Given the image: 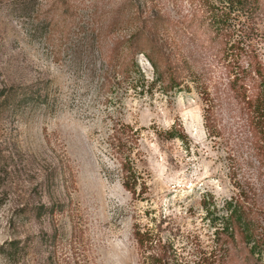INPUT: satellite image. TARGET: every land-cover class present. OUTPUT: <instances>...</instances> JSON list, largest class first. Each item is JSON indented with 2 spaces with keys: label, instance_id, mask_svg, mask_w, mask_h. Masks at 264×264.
Masks as SVG:
<instances>
[{
  "label": "rangeland",
  "instance_id": "374dc122",
  "mask_svg": "<svg viewBox=\"0 0 264 264\" xmlns=\"http://www.w3.org/2000/svg\"><path fill=\"white\" fill-rule=\"evenodd\" d=\"M145 2L0 0V87L42 94L25 110L0 107V264H146L136 227L169 243L180 264H250L240 243L227 262L216 247L215 216L231 199L264 225V139L228 89L226 61L186 30L179 51L209 71L208 96L192 81L169 94L131 77L102 85L109 49L132 29L130 3ZM145 7L178 21L196 8L192 0ZM258 26L264 63V17ZM138 61L152 81L149 61ZM255 90L251 83L248 94ZM116 120L137 133L127 152L135 194L111 140ZM176 128L183 137L169 136ZM42 203L64 211L38 215Z\"/></svg>",
  "mask_w": 264,
  "mask_h": 264
},
{
  "label": "trees",
  "instance_id": "16d2710c",
  "mask_svg": "<svg viewBox=\"0 0 264 264\" xmlns=\"http://www.w3.org/2000/svg\"><path fill=\"white\" fill-rule=\"evenodd\" d=\"M144 1L146 4L152 0ZM192 2L196 8L182 21L162 13H148L149 7H145V4L140 6L130 3L131 13L127 20L132 29L109 49L102 85L111 89L131 77L137 88L144 89L147 86L153 91L159 86L162 92L169 94L182 90L183 87L189 88L187 82L192 81L208 96L207 86L202 80L209 71L204 67L198 68L193 59L179 51L182 33L188 30L192 41L201 45L204 50L215 51L220 59L226 61L228 89L247 106L252 124L258 129L260 138L264 139V63L258 48L263 37L258 25L264 17V0ZM139 55H144L153 67L152 81L145 77L138 61ZM251 83L256 89L254 97L248 94ZM41 97L42 94L36 95V90L29 87L21 92L16 91V87H0V107L9 105L14 109L25 110L29 104H38ZM210 101L205 108L204 120L211 133L213 101ZM136 135L130 125L120 120L115 121L111 140L123 157V185L133 194L136 193L138 174L127 152L132 150L130 143ZM169 136L184 135L176 128L169 132ZM207 205L204 201V206L209 211ZM58 206L50 207L42 203L37 207L38 215L64 211V206ZM219 220L221 225L216 229L215 235L218 261L222 257V262H227L231 249L237 248L240 243L247 251L248 263L264 264V225L253 215L252 208L240 200L231 199L225 204V212L215 216L216 223ZM134 236L146 264H180L171 245L157 241L150 230L136 227Z\"/></svg>",
  "mask_w": 264,
  "mask_h": 264
}]
</instances>
